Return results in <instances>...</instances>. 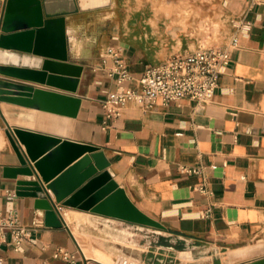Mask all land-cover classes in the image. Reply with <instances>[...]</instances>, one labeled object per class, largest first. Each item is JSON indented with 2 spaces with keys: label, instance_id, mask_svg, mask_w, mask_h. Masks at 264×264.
<instances>
[{
  "label": "crops",
  "instance_id": "1",
  "mask_svg": "<svg viewBox=\"0 0 264 264\" xmlns=\"http://www.w3.org/2000/svg\"><path fill=\"white\" fill-rule=\"evenodd\" d=\"M123 2L110 0L108 7L64 16L66 60L82 68L75 92L0 76L80 100L74 118L0 102V214L15 212L27 226L33 220L42 223L18 251L0 245L2 264H69L52 258L57 248L73 253L75 264H116L119 257L137 264H264V0L194 3L201 7V17L224 25L220 45L232 33L228 17L243 16L250 23L248 30L234 33L237 46L209 103L202 106L180 99L163 106L158 101L151 110L142 111L128 102L121 116L103 128L101 103L115 89L100 66L106 47L122 51L134 79L145 67L192 52L194 47L184 33L178 36L171 19L127 14ZM4 4L0 0V20ZM91 25L93 33L83 36L82 30ZM25 50L19 52L24 57ZM1 106L33 111V127L8 122ZM13 128L99 148L111 179L163 229L60 204V214L54 209L60 227L45 226L32 193L17 188L18 181L30 178L12 177L5 171L18 165L5 136ZM181 164L204 167V177L180 174L176 167ZM202 182L208 190L205 195L194 190ZM207 209L209 217L200 218Z\"/></svg>",
  "mask_w": 264,
  "mask_h": 264
},
{
  "label": "water",
  "instance_id": "2",
  "mask_svg": "<svg viewBox=\"0 0 264 264\" xmlns=\"http://www.w3.org/2000/svg\"><path fill=\"white\" fill-rule=\"evenodd\" d=\"M109 5L110 0H5L0 20V76L75 92L82 68L66 60L64 16ZM21 48H26V57L19 53ZM0 102L74 118L80 100L0 80ZM5 136L18 164L5 171L12 177L30 178L18 181L17 188L32 193L45 226L60 227L54 212L60 204L163 229L141 213L111 179L99 148L20 128L10 129Z\"/></svg>",
  "mask_w": 264,
  "mask_h": 264
},
{
  "label": "built area",
  "instance_id": "3",
  "mask_svg": "<svg viewBox=\"0 0 264 264\" xmlns=\"http://www.w3.org/2000/svg\"><path fill=\"white\" fill-rule=\"evenodd\" d=\"M226 24L232 33L224 45L174 54L156 65L145 67L136 79L128 71L122 51L114 46L106 47L100 58V66L113 79L115 89L107 93L101 103L103 128L108 121L121 116L128 102L135 103L142 111L151 110L158 101L163 106L180 99H188L202 106L209 103L218 86L219 76L230 63V52L237 46L234 33L250 27L243 16L228 17ZM109 62L111 65L107 67ZM176 168L183 175L204 177V167L199 165L181 164ZM194 190L203 195L208 193L204 182ZM55 210L60 214L63 208L56 204ZM209 214L207 209L200 214V218H207ZM41 224V221L33 220L29 226L24 225L15 212L0 214V245H9L18 251L30 238L32 229ZM52 258L69 264L76 263V256L62 248L55 249Z\"/></svg>",
  "mask_w": 264,
  "mask_h": 264
},
{
  "label": "rangeland",
  "instance_id": "4",
  "mask_svg": "<svg viewBox=\"0 0 264 264\" xmlns=\"http://www.w3.org/2000/svg\"><path fill=\"white\" fill-rule=\"evenodd\" d=\"M123 10L127 14L143 13L150 17H164L166 20L171 19L172 24L178 28V36L184 33L188 37L190 45L194 44L193 50L197 48H206L211 46H218L221 44L224 25L218 21H210L201 17L202 9L198 4L200 0H123ZM204 19V20H203ZM93 26L84 28L82 30L83 36H89L93 33ZM3 112V111H2ZM12 119L16 120L24 111L21 110H7V113ZM16 123V122H15ZM72 224H69L71 227ZM85 234L86 243H88V231ZM83 236V235H82ZM81 236V237H82ZM79 242L80 249L85 255L84 244L81 243V238L76 236ZM77 255V254H76ZM78 257V255H77ZM87 258V257H86ZM125 259L119 257L116 264H137L135 262H127ZM94 264V263H91Z\"/></svg>",
  "mask_w": 264,
  "mask_h": 264
},
{
  "label": "bare ground",
  "instance_id": "5",
  "mask_svg": "<svg viewBox=\"0 0 264 264\" xmlns=\"http://www.w3.org/2000/svg\"><path fill=\"white\" fill-rule=\"evenodd\" d=\"M1 109L4 112L5 116L7 117V121L8 122H16V123H19V124H22V125H27V126L33 127V124H32L33 114H34L33 111H25L24 110V112L19 115V118L14 120L8 115L5 106H1ZM21 120H29V122L25 123V122H23Z\"/></svg>",
  "mask_w": 264,
  "mask_h": 264
}]
</instances>
